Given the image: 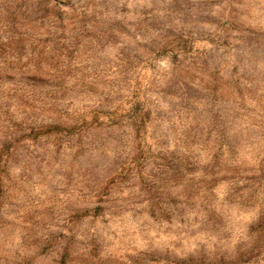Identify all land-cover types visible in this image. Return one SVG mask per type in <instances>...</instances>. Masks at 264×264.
<instances>
[{"label": "rangeland", "instance_id": "374dc122", "mask_svg": "<svg viewBox=\"0 0 264 264\" xmlns=\"http://www.w3.org/2000/svg\"><path fill=\"white\" fill-rule=\"evenodd\" d=\"M0 141V264H264V0H0Z\"/></svg>", "mask_w": 264, "mask_h": 264}, {"label": "trees", "instance_id": "16d2710c", "mask_svg": "<svg viewBox=\"0 0 264 264\" xmlns=\"http://www.w3.org/2000/svg\"><path fill=\"white\" fill-rule=\"evenodd\" d=\"M44 128L48 130V133L56 129V130H60L61 132H65L67 134H72L75 131H78L80 134H82V133H86L89 127L88 126L85 127L84 124H75V125L66 126V127L62 125L60 126L48 125V126H45ZM12 140L13 139H10V141ZM4 142H8V140ZM11 154H12V150L7 148V144L1 143L0 141V165L2 164L3 166H5L8 163V159L10 158ZM2 178L3 177L1 176V171H0V183H1Z\"/></svg>", "mask_w": 264, "mask_h": 264}]
</instances>
